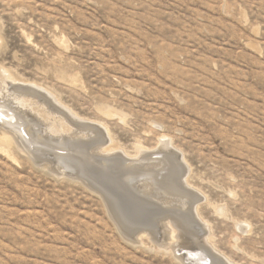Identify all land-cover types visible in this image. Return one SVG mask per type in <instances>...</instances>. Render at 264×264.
I'll return each instance as SVG.
<instances>
[{
	"label": "rangeland",
	"instance_id": "1",
	"mask_svg": "<svg viewBox=\"0 0 264 264\" xmlns=\"http://www.w3.org/2000/svg\"><path fill=\"white\" fill-rule=\"evenodd\" d=\"M0 68V84L47 90L77 129H107L111 160L174 151L206 230L169 202L132 208L88 164L55 165L49 140L42 155L0 134V264H185L184 245L264 264V0H0ZM160 215L181 223L174 236V223L153 232Z\"/></svg>",
	"mask_w": 264,
	"mask_h": 264
},
{
	"label": "bare ground",
	"instance_id": "2",
	"mask_svg": "<svg viewBox=\"0 0 264 264\" xmlns=\"http://www.w3.org/2000/svg\"><path fill=\"white\" fill-rule=\"evenodd\" d=\"M0 70L5 71L3 70V68L2 69L0 68ZM1 84H0V134L8 135L10 137V140H15V143H17L18 147L22 146L23 148L25 147L28 148L29 145L35 146V151L41 152V154L43 155L46 153L43 152V149H41L39 146L40 145L43 146L47 142V140H49L53 142V145H54L53 148H55L56 150H61L63 152V153L55 154L56 155L55 156L56 159H54L55 160L54 162L56 163L55 165L60 163L61 165L64 164V167H66V169L67 167L71 169L79 168L82 171H85V167L89 165V168H88L90 169L89 173L91 175L98 176L99 180L101 179V182H100L101 185L107 186L109 189L112 188L111 190L113 191H114V188L116 189L117 187L120 189V191H122V193L127 194V196L130 195L129 198L130 200L133 201L132 208L134 207L141 208L140 209L142 210L141 213L149 214L148 216L151 215L150 217H152L154 215H158V213H156V211L153 210L152 208L154 206L153 203H158V205L159 204L162 205V204H165V202L167 203L169 202L168 203L169 205L167 206V208L165 207L166 210L167 209L171 210V212L174 210L181 211L179 213V216L184 218L185 223L189 225L190 228H192V231L195 232V234L199 233L201 235L203 230L206 231L204 224L196 216V212L197 213L199 212L198 205H200L198 194L197 192L187 187L188 185L185 183L187 182L186 177H185V170L183 171L179 170V169H182L181 167L182 163H180L179 160L176 159L179 157V155L178 157H176V153L174 151L170 152L168 150L171 154L169 153L170 155H167V156L165 155L168 153L166 154L163 153L164 155H162L161 157L163 159L159 158V156L157 157V155L161 154L162 152V151L161 152L158 151V152H152L150 154L148 153V156H146L147 154H145L137 158H127V159L123 158L122 155L121 157H119L120 155L117 153L119 156H115L111 160L109 156H108L109 158H107L106 155H102V153H105V152L109 153L110 151H113L112 146L114 144L111 143L113 145L112 146L109 145L106 139V135L108 134V131L106 128H105L106 129L105 131L102 126L97 125L99 123L93 124L92 122V124L88 123L89 125L88 124L83 125L82 123H80L85 128H82V126L79 124L81 127L77 129L74 124V122H77L76 118H73V116H70L69 113L64 111L65 109L63 110L59 106H57L56 103H54V100L49 95V92H46L47 90L45 91L42 88L35 86L36 84L33 85L29 83H24V82H17L13 79L12 81L11 80L4 81ZM85 131L92 132L95 135L94 138L99 137V142L100 141L102 142L100 143L98 142L99 145L98 146L95 145L92 149V147H90V143L88 141H84V138H83L84 135L86 137L88 135L86 134ZM101 134H103V136H101ZM4 138L7 139L6 137ZM87 138L85 140H87ZM95 148H98L97 149L98 152L94 151ZM114 148H115V145H114ZM94 157L95 158L99 157L100 159V161L95 162L96 164L92 162ZM46 165H49V163H46ZM91 165L96 167L95 171H93L92 168H90ZM168 165H174L173 169H170V168L167 169ZM118 166H122V168H124L125 170H128L127 171L128 173L127 172L121 173L120 171L114 172L113 169L115 170V168H117ZM59 168H62V167H59ZM138 170L140 171L138 172ZM169 175L173 176V178L168 179L170 177ZM175 175L178 178H175L174 177ZM123 178L124 180L126 178L125 188H122V185H121L122 183L120 184L121 182L120 180H123ZM112 181L114 182V185H110L111 184L110 182ZM125 189L129 192V194L125 191ZM147 198L148 200H151V201L153 200L152 201L153 203L151 204L150 202H147L146 200ZM162 207L164 208V205H162ZM123 218H125L124 215H123ZM172 220L173 219L169 218L168 216L160 215V217H157V220L154 222L155 225L153 226L154 228L153 232L156 233L157 236L161 237L162 229L166 228L168 224L172 225L174 223L173 227H171L172 229L168 230L167 232H163V234L164 233H166V235L172 234V236H174L176 234L175 228L177 227L179 229L180 228L179 225L181 223L178 225V222L175 223L174 221L175 219L173 220L174 222ZM160 221L161 222L165 221L164 222L165 224L163 223L161 224ZM140 226L143 227V225H140ZM128 228L129 229L127 230H130V226ZM151 235L153 234L151 233ZM205 235H204L205 240L209 241V238L206 237ZM181 237L182 236H180V238ZM185 239L183 241L184 243L185 242L187 243L188 236H187L186 241ZM165 242L168 243V240H166ZM189 242L188 244H190ZM179 243L177 245L181 244ZM201 244H198V245H201ZM173 246H175V244ZM184 246H183V249L185 248L184 249L185 251H183V249H180L178 247L179 248L178 256L179 258L183 260V262H185V264H188L186 263L187 259L193 261L195 264H208L209 262L210 264L212 263L221 264V262L223 264H228L226 259L222 255H219L217 251H216L217 253L212 252L213 255L209 253L210 250L206 251L205 248H208L207 245L204 246L205 248L201 246L196 247L197 245L196 246L193 245L191 247H184ZM163 247L167 249L168 247H171V246H169L168 244H165ZM176 248L177 247H175V249Z\"/></svg>",
	"mask_w": 264,
	"mask_h": 264
},
{
	"label": "water",
	"instance_id": "3",
	"mask_svg": "<svg viewBox=\"0 0 264 264\" xmlns=\"http://www.w3.org/2000/svg\"><path fill=\"white\" fill-rule=\"evenodd\" d=\"M99 189V188H98ZM213 255V254H212ZM186 263H188V264H195L193 261H191V260H186ZM208 264H210V262L208 263Z\"/></svg>",
	"mask_w": 264,
	"mask_h": 264
}]
</instances>
